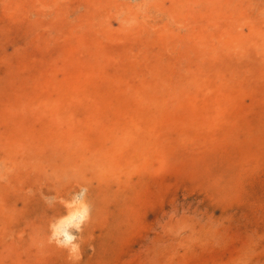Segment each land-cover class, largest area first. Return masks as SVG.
Returning a JSON list of instances; mask_svg holds the SVG:
<instances>
[{"label":"rangeland","instance_id":"1","mask_svg":"<svg viewBox=\"0 0 264 264\" xmlns=\"http://www.w3.org/2000/svg\"><path fill=\"white\" fill-rule=\"evenodd\" d=\"M0 264H264V0H0Z\"/></svg>","mask_w":264,"mask_h":264},{"label":"bare ground","instance_id":"2","mask_svg":"<svg viewBox=\"0 0 264 264\" xmlns=\"http://www.w3.org/2000/svg\"><path fill=\"white\" fill-rule=\"evenodd\" d=\"M83 80L87 82L89 80V77L83 76ZM90 89L91 88H88L87 90H90ZM85 90H86V87L84 85H81V86L77 85V87L74 86V87L69 88L68 92L70 94V97L76 98L77 96H79V98H83V93L85 92ZM98 120L99 119L96 120V123L98 122ZM106 134H107V131H106ZM104 135H105V132H104ZM85 214L86 212H85L84 207H80L76 211L72 210L70 213V216L64 219L63 221H61L57 225L56 234L60 237L62 242L66 244H70L74 241L75 235L73 233V227H75L76 225H78L79 222L82 221V219L85 217Z\"/></svg>","mask_w":264,"mask_h":264}]
</instances>
